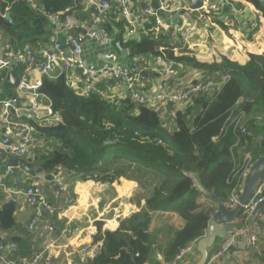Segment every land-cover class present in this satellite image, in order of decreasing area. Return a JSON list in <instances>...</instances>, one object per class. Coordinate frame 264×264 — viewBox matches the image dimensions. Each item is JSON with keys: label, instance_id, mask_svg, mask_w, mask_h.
I'll use <instances>...</instances> for the list:
<instances>
[{"label": "trees", "instance_id": "obj_1", "mask_svg": "<svg viewBox=\"0 0 264 264\" xmlns=\"http://www.w3.org/2000/svg\"><path fill=\"white\" fill-rule=\"evenodd\" d=\"M233 2L246 4L257 13L258 26L244 28L246 39L251 41L264 28V0ZM37 6L40 11L26 0H0V44L8 46L6 54L22 53L26 47L38 51L50 45L53 28L47 15L77 11L81 19L85 17L81 0H37ZM7 12L12 22L4 17ZM220 16L214 15L215 24L224 30L231 28L232 24ZM107 27L112 32L110 23ZM150 27L147 24L137 37L124 38L125 23L118 19L112 44L115 49L117 43L127 49L131 60L141 58L143 63L144 57L159 58L173 63L181 76L188 67L198 71L203 80L227 76V81L217 92L190 97L181 109L169 104L164 125L159 108L138 104L129 95L118 98L108 93L117 82L113 79H96L87 82L90 86L79 83L76 87L66 71L43 73L38 92L49 99L50 117L55 121L29 120L34 131L49 140L50 151L42 147L39 156L27 155L20 158V164L35 171L41 169L43 179L51 182L63 173L71 183L91 180L110 185L124 176L121 170L132 169L139 184L148 177L154 183L145 207L120 219L115 230L103 229V221L94 222L93 240L101 245L87 264H168L183 247L203 237L211 215L201 199L212 193L227 201L237 184L235 171L243 153L254 159L264 155V42L240 41L237 48L243 53L253 52L247 54L244 64L226 56L219 61H200L188 47L176 54L166 34L153 39ZM226 43L227 38H223ZM25 71L26 64L17 62L9 75L21 77ZM240 111L245 115V133L232 122V116ZM171 209L183 218L184 226L172 233L165 245H157L148 231L151 214ZM15 210L11 200L2 205L1 230L15 226ZM11 239L18 244L22 241L19 236ZM157 252L163 259L157 258ZM261 255L264 257V246Z\"/></svg>", "mask_w": 264, "mask_h": 264}, {"label": "built area", "instance_id": "obj_2", "mask_svg": "<svg viewBox=\"0 0 264 264\" xmlns=\"http://www.w3.org/2000/svg\"><path fill=\"white\" fill-rule=\"evenodd\" d=\"M30 6L40 11L37 0H26ZM88 4L92 10V18L89 27L84 31H79L74 35H67L64 39L55 37L51 45L34 51L26 48L24 52L15 54L10 52L7 57L0 54V148L6 150L9 156L23 158L28 154L30 145L33 142V127L22 120L17 119L19 115L27 117L34 116L38 109L36 106H26L15 96L3 97L1 90L8 81L11 67L17 62L26 64V71L20 77L21 85L33 89V96L41 95L38 92L40 80L30 83L26 73L36 68L37 60L43 57L44 73L52 75L54 69L64 71L74 70L82 82H90L96 79H113L122 83L126 88V95L136 102L149 106L157 104L167 106L172 105L176 109H181L190 97L199 94H211L217 92L228 77L224 76L221 81L214 79H196L182 85L180 89H175L170 83L169 77L175 74V69L166 67L162 70V78L158 88L154 92H149L146 82L149 79L148 72L153 73L156 67L146 66L140 63L139 59H133L129 63L117 61L114 54L109 52L102 54L104 63L98 65L88 60L85 53L84 43L86 40L94 41L98 44L111 42L108 23L110 15L121 19L125 23L127 38L137 37L139 32L146 29L150 23V30L153 39H159L161 34L168 35L169 39H176L181 45L188 44V39L200 23H211L214 15L221 13L225 7H230L236 16H242L245 24L253 29L258 26V16L254 9L248 5L238 6L233 0H199L201 6L191 9L190 0L186 6L175 3V0H136L138 1V12H134L131 6L132 0H81ZM183 10L184 12H195L194 19L183 21L181 25L173 22L170 16H174ZM167 14V16L165 15ZM63 16V20L60 19ZM50 24L58 29V25L64 24L62 29H77L78 25L69 13L59 12L58 14L47 15ZM166 17V18H165ZM58 35V31L55 33ZM176 48H173L175 50ZM70 52L68 58H64V53ZM129 54V51H128ZM110 60V62H108ZM61 61L63 64H61ZM5 71V73H2ZM122 97V96H118ZM118 102V100H117ZM161 107V108H163ZM160 108V115L162 109ZM164 111L166 108H163ZM47 113L51 116L50 106ZM244 112H237L232 116L235 128L242 133L246 132L244 126ZM164 121V125H166ZM259 139V137H257ZM255 159L250 154H245L239 169L235 171L237 184L232 189L226 201V207L233 209L238 203L243 181L247 177ZM13 172L12 166H7V174ZM2 176L0 175V182ZM54 190L52 200L43 191L39 180L32 181L22 188H16L9 192L8 200L15 202V196H22L26 205L31 209V217L27 223V229L35 233L44 227V237L42 244L34 251L29 258L16 259L14 253L18 250V243L13 240L0 238V264H87L98 253L101 243L94 242L93 235L96 228L92 226H77L74 220V211L77 210L79 196L70 193V186L67 177L63 173L54 178ZM91 181V180H90ZM77 182V181H75ZM93 186L99 182L92 181ZM102 184V183H101ZM94 188V187H93ZM66 194L65 207H58L57 202ZM264 202V176L258 182L255 191L250 196L248 202L243 206L240 218L247 221L255 209ZM125 204V199L118 200L117 207L108 205L100 213L98 221L107 223L110 218L120 220L123 211L120 206ZM111 215V217H107ZM65 218L62 227L58 230L55 222L49 220L51 217ZM106 226V225H104ZM252 228L256 231L262 230L259 220L252 218ZM249 224H245L240 230L230 232L223 238L217 248L208 256L205 264H222V258L237 246L240 235H246L245 250L250 252L252 247L259 241V235L251 230ZM37 239L35 238V241ZM197 242H192L183 247L168 264H178L186 254L193 251Z\"/></svg>", "mask_w": 264, "mask_h": 264}, {"label": "crops", "instance_id": "obj_3", "mask_svg": "<svg viewBox=\"0 0 264 264\" xmlns=\"http://www.w3.org/2000/svg\"><path fill=\"white\" fill-rule=\"evenodd\" d=\"M84 4V14L85 17L82 19L80 18V15L76 12L71 13L73 19L77 23V29H62V26L64 24L58 25L57 28H53V34H52V42L55 40V37H58L59 39H64L67 35H74L79 31L86 30L90 25V20L92 18L93 10L92 8L86 4L84 1H82ZM187 0H175V3L182 4V6H186ZM138 1L132 0L131 6L134 9V12H138ZM187 12H184L183 10L179 11L178 16H181L183 18L179 19L177 22H183L187 20L185 14ZM166 18V17H165ZM170 18L173 19L174 17L170 16ZM221 19H223L224 22H227L229 24H232L231 28L221 29L216 24L215 21L212 20L211 23H200L195 28L194 32L188 39V44L183 46L181 45L176 39H170L171 43L174 45V48H176V54L180 53L182 51V48L188 47L191 49V51L194 53V55L199 59L200 56H203L205 58H210L208 62L211 61H219L221 56H226L229 59H232L234 61H237L241 64H244L248 61V53H253L251 51H248L246 53H243V51L237 46L239 45L240 41L249 43L253 41L254 39H257L259 41L264 42V28H261L258 30L257 34L254 35L253 40L248 41L246 39L245 30L244 28H247L248 26L245 24L244 20L242 19V16H236V14L231 10L230 7H225L221 11ZM117 17L114 20H109V23L112 27V32H110V43L105 44H98L91 40H86L84 43L85 46V53L88 60L93 61L94 63L100 65L104 63V59L102 58V54L104 53H111L115 55V58L117 61L123 62V63H129L132 61L131 59H128V57L122 59L120 58V52L119 49H115L113 46V40L116 31H118V28H115ZM190 21V20H189ZM58 31V35L56 36V32ZM115 31V32H114ZM141 34L140 32L138 35ZM123 37L127 38L126 31L123 32ZM223 38H227V43L223 44ZM51 42V44H52ZM50 44V45H51ZM243 44V49H246V45ZM49 46V45H48ZM8 46H4L0 44V54L3 57H7L10 52L7 54L5 53ZM30 48V47H26ZM44 48V47H43ZM31 49V48H30ZM13 53V52H12ZM70 56V53L66 51L64 53V58H68ZM143 61V65L146 66H153L156 67L157 70L152 73V76L149 77V79L146 82V87L149 92H154L158 88V84L162 78V70L166 67H172L174 68L173 63H167L163 62L159 58H147ZM141 60V58H139ZM45 59L43 57H39L37 60V66L40 64H43ZM207 61V60H206ZM110 62V60L108 61ZM141 63V62H140ZM61 64L62 61H61ZM31 69L26 73V76L30 83H34L35 81L41 80V76L44 73V71H39L37 68ZM175 69V68H174ZM64 70L61 69H54L51 73L56 75L58 73H61ZM175 74L171 75L169 77L170 83L175 89H180L183 84L193 80L198 79L201 77L198 71L193 70L192 68H185V74L179 75L177 70L175 69ZM67 76L69 81L73 85H77L79 83L81 84H87L89 83L82 82L81 79L78 77V74L74 70H68ZM2 73H5L3 71ZM108 93L114 94L116 96H124L126 95V88L122 83L116 82L113 87L108 88ZM1 95L5 98L10 96H15L19 99L21 103L24 105L30 107V106H36L38 105V109L34 116L27 117L26 115H19L17 119L22 120L24 122L29 123L30 119H33L39 123H51L55 121L52 117H50L47 113V108L50 106L49 99L46 98L43 95H39L36 98H34L33 93H28L26 91H21L19 88L14 87H8V88H2ZM156 108H161L163 105L157 104L155 106ZM163 108H166L164 111ZM161 111V114L165 119L168 117V111L169 107L164 106ZM171 115V113H170ZM31 125V124H30ZM34 134H37V137L34 139L33 136V142L30 147V151L27 154L31 157H37L41 153H37L40 151L43 147V151H50V148L47 146L49 143V140H44L39 135L40 132L34 131ZM39 147H41L39 149ZM242 152V151H241ZM241 154V153H240ZM248 153H243V155ZM26 155V156H27ZM9 157V154L6 150L0 148V175L2 176V181L0 182V208L4 203L8 201L7 197L9 195V192L12 190H16V188H22L29 179L31 180H39L42 186L43 191L47 194L48 198L52 200V193L54 190V181H47L43 179V174L40 172H36L35 175L26 174L25 170H22V174L18 175L17 170L22 169L20 165V158H19V167H13V172L11 174H7V167H4L3 165L7 162ZM34 170V169H31ZM67 176V175H66ZM18 178V179H16ZM23 179V180H22ZM149 180V181H148ZM4 181V182H3ZM23 181V182H21ZM151 179H147L146 182L139 184V179L135 177L133 174L132 176L129 175L128 177H122L118 181L113 182L110 185L107 184H101L98 183L96 186H93L92 181H86V182H73L71 183L68 181L70 186V193H74L76 196H79V203L77 210H75L74 213V220L73 222L79 227H86V226H92L95 221L99 220L100 213L103 211L105 207L108 205H112L113 207H117L118 200L121 198L125 199V204L120 206V209L123 211V217H127L131 215L132 213H135L139 211L140 209L145 207V201L149 193L151 192L154 183ZM94 187V188H93ZM212 194V193H210ZM209 194V196H210ZM215 195V194H214ZM216 196V195H215ZM65 197L66 194H64L61 197V200L57 202L58 207L64 208L65 203ZM203 205L210 208L209 213L212 216L214 212L217 209L218 202L213 197H203L202 199ZM224 201V200H223ZM81 202V203H80ZM226 205V201H224ZM15 204H16V210L14 212V217L16 219V224L11 230H1L0 229V238L4 240H12L11 237L19 236L22 238V241L18 244V250L14 253V258L16 259H29L34 251L33 247L30 244L31 236L34 237L35 233L29 231L27 229V223L30 220L31 217V209L26 205L25 201L23 200L22 196H15ZM126 211V212H125ZM111 217V215L107 216ZM242 218V217H241ZM238 217L235 222L237 224V230H240L245 226V224H249L251 226L252 224V218L257 219L262 224V230L256 231L251 226V230L259 235V241L252 247L249 253L245 250V243H246V235H240L237 240V246L232 249L227 255H225L221 262L222 264H264V257L261 255V251L264 246V206L259 208L255 213L251 215V217L245 221ZM50 221L55 222L56 228L59 230L64 221L65 218H56L50 217ZM119 219L113 220L110 218V220L107 223H103V229L108 230H115L119 225ZM184 220L179 216L177 212H175L173 209L167 210V211H156L151 214L150 222L148 226V231L153 235L155 238V244L157 245H165L168 240L171 237V234L179 231L184 226ZM106 225V226H104ZM230 232L229 231L227 235ZM221 242V239L217 241V243L209 250V254H211ZM22 243V244H20ZM42 244V242H41ZM40 244V245H41ZM156 245V246H157ZM155 246V247H156ZM38 248V247H36ZM162 253L157 252V258L163 259ZM200 255L198 251L196 250V246L190 253L186 254L185 257L178 262V264H195ZM167 264V263H166Z\"/></svg>", "mask_w": 264, "mask_h": 264}, {"label": "water", "instance_id": "obj_4", "mask_svg": "<svg viewBox=\"0 0 264 264\" xmlns=\"http://www.w3.org/2000/svg\"><path fill=\"white\" fill-rule=\"evenodd\" d=\"M189 6L191 9H196L201 6V2L199 0H190ZM165 15L167 16V14ZM4 17L8 21L12 22V18L9 12L5 13ZM117 47L120 52V58H126L128 56V50L122 48L119 43H117ZM44 66L45 65L43 63L38 65L37 68L39 69V71H43ZM8 87L19 88L21 91L33 93L32 88L23 87L21 85L20 77H14L12 74L9 75L8 81L4 85V88ZM20 165L25 170L26 174L35 175L37 171H41V169L35 171L25 167L23 164ZM3 166L19 167V159L17 157L9 156L7 162ZM263 176L264 155H261L255 159L247 177L243 181L242 188L238 196V203L233 209H228L224 201L220 197H217L214 194H210L211 197L217 200L218 205L216 211L207 223V227L205 228L203 237H201L196 243V250L198 251L200 257L195 264H205L209 256V250L217 243V241L225 238L229 231H235L237 229L235 220L240 217L243 211V206L248 202L250 196L255 191L258 182ZM198 187L200 190H202L201 186ZM263 206L264 202L259 205V207L255 209L253 213H255L259 208Z\"/></svg>", "mask_w": 264, "mask_h": 264}, {"label": "rangeland", "instance_id": "obj_5", "mask_svg": "<svg viewBox=\"0 0 264 264\" xmlns=\"http://www.w3.org/2000/svg\"><path fill=\"white\" fill-rule=\"evenodd\" d=\"M183 4V3H182ZM185 16H186V18L187 19H189V20H191V19H194L195 18V16H196V13L195 12H187L186 14H185ZM174 17V23H176V21H178V18L179 19H181V18H183V17H181V16H178L177 14L176 15H174L173 16ZM183 22H177V25H181ZM254 38V37H253ZM183 49H186V48H182V50ZM200 61H208V60H210V58L208 57V58H205V57H203V56H200ZM117 60H119V59H117ZM232 60V59H231ZM190 69V68H189ZM224 76H222L221 78H220V80L218 79H216V81H221L222 80V78H223ZM198 79H204V78H202V77H199ZM215 80V79H214ZM213 92H215V90L213 91ZM212 92V93H213ZM211 93V94H212ZM163 122H164V120H166L165 119V117H163ZM32 136H34V139L37 137V134L35 133L34 134V132H33V134H32ZM30 147H31V145H30ZM29 151H30V148H29ZM29 151H28V153H29ZM22 170H23V168L22 169H19L18 168V172H19V175H21L22 174ZM124 171H122L121 170V172H123V177H128L129 175H131L132 176V174H133V170L131 169V170H127V169H123ZM64 176L65 177H67L65 174H64ZM139 177H141V175H139ZM142 178V177H141ZM149 178V177H148ZM151 178V177H150ZM149 178V179H150ZM23 180V179H22ZM32 181H36V180H30L29 179V181H27V183L24 185V186H26L27 184H30ZM4 182V181H3ZM21 182H23V181H21ZM67 182H68V179H67ZM23 186V187H24ZM43 237H44V227L42 228V229H40L39 231H38V237H32L31 236V239L29 240L30 241V244H31V246L33 247V250H32V252L33 251H35L37 248L36 247H39L40 246V244H41V242L43 241ZM35 238L37 239L36 241H35Z\"/></svg>", "mask_w": 264, "mask_h": 264}, {"label": "bare ground", "instance_id": "obj_6", "mask_svg": "<svg viewBox=\"0 0 264 264\" xmlns=\"http://www.w3.org/2000/svg\"><path fill=\"white\" fill-rule=\"evenodd\" d=\"M115 32V31H114ZM147 56V55H146ZM81 203V202H80ZM126 212V211H125Z\"/></svg>", "mask_w": 264, "mask_h": 264}]
</instances>
